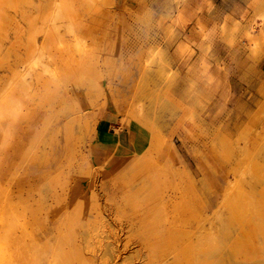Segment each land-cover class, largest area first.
<instances>
[{
    "label": "rangeland",
    "instance_id": "374dc122",
    "mask_svg": "<svg viewBox=\"0 0 264 264\" xmlns=\"http://www.w3.org/2000/svg\"><path fill=\"white\" fill-rule=\"evenodd\" d=\"M203 7L217 9L0 0V264L21 252L80 264V251L86 264H173L182 225L229 264H264V44L245 38L264 0L234 18ZM105 118L142 129V153H105ZM97 209L109 253L85 236Z\"/></svg>",
    "mask_w": 264,
    "mask_h": 264
},
{
    "label": "bare ground",
    "instance_id": "6f19581e",
    "mask_svg": "<svg viewBox=\"0 0 264 264\" xmlns=\"http://www.w3.org/2000/svg\"><path fill=\"white\" fill-rule=\"evenodd\" d=\"M239 21H236V28L239 27ZM254 26H251L250 29L245 31V38L251 43V46L255 48L256 53L260 54L262 50V46L264 44V24H262L261 30L256 33L255 31H252L251 29ZM75 38V47L81 50L79 38L77 35L74 36ZM159 53L153 52V58L158 56ZM262 57V56H260ZM152 63V61H151ZM165 62L160 61L158 64V70L156 73H159L160 75L165 73ZM144 71H146L145 76L148 77V74L150 72L148 67L144 68ZM146 77L144 80H146ZM135 152L134 155L141 154L144 147V133L142 129H136V138H135ZM154 143V142H153ZM123 167H126L129 162H127V159H122L119 162ZM107 221L105 217L102 215L100 210H96V214L94 216V228L93 231H90L85 234L87 239H90V237H95L94 240L97 241L96 244L102 245L103 239H106L107 242L105 243L104 250L105 252L109 253L111 251L110 245V237L111 234L114 233L113 227L107 226ZM181 228H183L181 230ZM191 230V231H187ZM259 232L264 236V230L259 228ZM180 237L178 241L174 245L173 254L175 257V260L173 264H229L227 261L221 260L217 255L218 252H215V248L213 245H209V247H205L204 244L207 243H214V240L211 237L210 233H206V235L201 231V229H196L195 231L191 229H188L186 225H182L180 227ZM154 236H158V233L153 234ZM174 237V236H173ZM184 237V238H182ZM208 237V239H207ZM131 242V237L127 236L126 242L124 247L128 245V243ZM48 244V243H47ZM46 244V245H47ZM245 245V244H243ZM113 246V245H112ZM240 246H237L236 249H241ZM244 247V246H243ZM247 247V245H246ZM89 248L91 250L94 249V246L92 244L89 245ZM250 248V247H249ZM80 264H86V259L82 251H80ZM38 254L35 255V258L33 257L30 259L28 255L24 254V252L17 253L15 256V262L14 264H54L50 263L46 258L47 256H41L40 258L36 259ZM26 259H28V262H26Z\"/></svg>",
    "mask_w": 264,
    "mask_h": 264
},
{
    "label": "crops",
    "instance_id": "0c3cea01",
    "mask_svg": "<svg viewBox=\"0 0 264 264\" xmlns=\"http://www.w3.org/2000/svg\"><path fill=\"white\" fill-rule=\"evenodd\" d=\"M210 1V0H209ZM215 4L214 13H207V7H203V11L207 13V17L212 18L215 14H218L220 17L229 16L234 18L237 12L245 9L247 0H212ZM216 4H221L220 6ZM200 8V7H199ZM198 8V9H199ZM202 10V8H201ZM209 10V9H208ZM209 11H212L210 9ZM214 11V10H213ZM188 35H191L192 29L188 28ZM119 128V127H118ZM116 126L112 123V120L105 118V120L100 122L99 128V142L98 146L104 149L105 153H108L111 147L118 148L123 154H133L135 152V138L136 130L127 127L123 130L117 132Z\"/></svg>",
    "mask_w": 264,
    "mask_h": 264
}]
</instances>
